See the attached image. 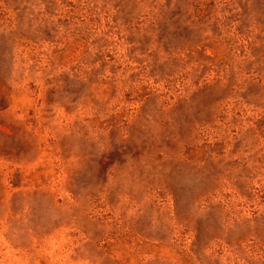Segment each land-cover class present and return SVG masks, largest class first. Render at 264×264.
<instances>
[{
    "label": "rangeland",
    "instance_id": "rangeland-1",
    "mask_svg": "<svg viewBox=\"0 0 264 264\" xmlns=\"http://www.w3.org/2000/svg\"><path fill=\"white\" fill-rule=\"evenodd\" d=\"M0 264H264V0H0Z\"/></svg>",
    "mask_w": 264,
    "mask_h": 264
}]
</instances>
